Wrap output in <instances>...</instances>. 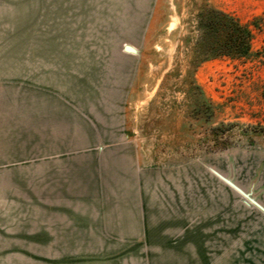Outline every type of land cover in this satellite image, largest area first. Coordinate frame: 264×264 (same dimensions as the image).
<instances>
[{"label": "rangeland", "instance_id": "rangeland-1", "mask_svg": "<svg viewBox=\"0 0 264 264\" xmlns=\"http://www.w3.org/2000/svg\"><path fill=\"white\" fill-rule=\"evenodd\" d=\"M204 4L251 58L192 65ZM255 202L264 0H0V264H264Z\"/></svg>", "mask_w": 264, "mask_h": 264}, {"label": "trees", "instance_id": "trees-1", "mask_svg": "<svg viewBox=\"0 0 264 264\" xmlns=\"http://www.w3.org/2000/svg\"><path fill=\"white\" fill-rule=\"evenodd\" d=\"M195 19L199 36L193 51V66L218 58L249 59L253 56L254 32L235 15L204 4ZM190 84L204 95L193 78ZM217 130L214 128L213 132Z\"/></svg>", "mask_w": 264, "mask_h": 264}, {"label": "water", "instance_id": "water-1", "mask_svg": "<svg viewBox=\"0 0 264 264\" xmlns=\"http://www.w3.org/2000/svg\"><path fill=\"white\" fill-rule=\"evenodd\" d=\"M125 51H126V52H132V53H135V52H136V50L134 49V47H132V46H130V45H126V46H125ZM226 183H227L231 188H233L236 192H238L240 195H244L243 190H242L237 184H235V183H233V182H231V181H229V180H226ZM255 206H257L258 208L264 210L263 207H262L259 203H257V202H255Z\"/></svg>", "mask_w": 264, "mask_h": 264}]
</instances>
